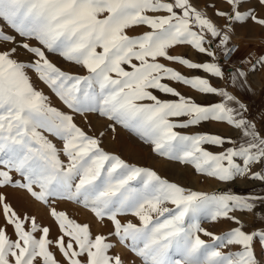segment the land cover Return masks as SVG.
Masks as SVG:
<instances>
[{"label":"snow or ice","instance_id":"snow-or-ice-1","mask_svg":"<svg viewBox=\"0 0 264 264\" xmlns=\"http://www.w3.org/2000/svg\"><path fill=\"white\" fill-rule=\"evenodd\" d=\"M225 2L227 9L208 5L226 21L218 26L192 0H0V45H6L0 47V189L27 193L49 209L59 230L50 238L49 227L18 213L0 192V264H61L53 247L64 264H125L109 236L144 264H264V225L247 230L235 215L256 214L264 195L186 189L105 151L101 139L74 119L97 113L113 121V129L120 124L131 130L158 156L192 165L199 174L224 183L247 176L264 184V134L246 118V105L210 79L185 76L161 62L245 86L249 70L264 68V54L255 60L249 54L228 73L221 57L240 51L232 42L237 24L264 27V0ZM136 27L148 30L129 35ZM185 45L209 59L172 54ZM52 55L87 74L62 70ZM29 70L69 112L52 106ZM170 82L222 99L201 104ZM208 121L234 127L241 138L178 131ZM45 133L61 140L62 149ZM56 201L82 206L113 230L109 236L93 234L88 223L57 210ZM129 216L138 223L123 219ZM222 219L235 227L216 235L202 226Z\"/></svg>","mask_w":264,"mask_h":264},{"label":"rangeland","instance_id":"rangeland-1","mask_svg":"<svg viewBox=\"0 0 264 264\" xmlns=\"http://www.w3.org/2000/svg\"><path fill=\"white\" fill-rule=\"evenodd\" d=\"M192 3L199 10L205 12L207 16L210 17L218 26H223L226 24V21L223 18H219L214 15L213 8L208 7L209 4H215L217 9H227L228 5L225 0H192ZM251 3L254 5L255 0H251ZM261 14H264V10H261ZM0 23H2V21H0ZM147 30V28L136 27L129 31V35H138ZM232 42L240 46V51L233 56V59L229 64H224V70L226 73L230 71V66L236 67L240 65L242 58L247 57L249 54H251L253 60H255L259 55L264 54V27L252 22L237 24L236 34L232 37ZM5 46L6 45H0V47ZM171 52L173 55L188 57L194 62L207 61L209 59L207 56L198 54L196 50L186 45L177 46L175 49L171 50ZM20 59L27 60L29 57L21 56ZM50 59H52L54 63L61 67L62 70L73 74H87L83 67L71 62H67L58 55H52L50 56ZM161 62L180 71L185 76L192 77L199 75L208 78L211 80L213 85L222 89H226L230 94L237 98L241 99L239 96H244L243 98L246 101H243L242 103L246 105V118L249 121L254 122L258 130L259 128H263L262 132H264V68H259L255 72H251V70H249V75L245 86L241 87L237 84H234L229 79H214L202 71L198 72L190 70L179 63L168 62L163 59ZM243 63L246 65L247 60H243ZM28 74L31 77L34 85L39 90H42L45 95L50 98L53 107H56L64 112L70 111L55 96V94L52 93L47 85L39 80L36 73L29 70ZM170 83L171 86L175 87L182 94L193 98L196 102L201 104L214 103L222 99L218 95L200 94L198 91L180 83ZM156 94L161 95L159 93ZM161 98L176 99L175 97L163 95H161ZM74 119L78 126L85 130L89 135H93L101 139V146L105 149V151L120 156L129 164L153 169L161 177L169 180L170 182L177 183L186 189L209 194L228 192L233 194H257L264 192V184L260 183L259 181H253L247 176L243 178H237L229 183H224L218 181L217 179L197 173L192 165H187L160 157L154 153L152 145L145 143L131 130L123 127L120 124H115L113 129V127H111V125H113V121H110L97 113H87L84 115L76 114ZM178 131L185 134L209 132L219 134L223 137L241 138V132L239 130L229 126L226 123L214 121L204 122L199 127L178 129ZM101 133H103V136H101ZM45 135L48 136V139L51 140L58 149H62L63 142L61 140L47 133H45ZM227 146L228 145H225V147ZM205 147L213 153H219L222 151V149L218 147L208 145H205ZM61 158L66 159L63 156H61ZM0 192L7 194L8 201L18 213L21 215H34L37 217L38 222L42 226L49 227L51 229L50 238L55 239L58 236L59 230L57 223L54 221V218L49 215L48 208L30 198L28 194L23 191L7 187L0 189ZM53 206L56 207L57 210L65 211L70 218L77 220V222L81 224L88 223L93 234H103L109 236V233H111L113 230L112 224L110 222H100L89 210L84 209L82 206L75 204L74 202L56 201ZM168 206L171 207V205ZM235 215L244 222L247 230H251L254 225H264V205H257L256 214H243L241 212H236ZM123 219H132L133 222L138 223L135 218L130 216ZM3 220L4 217L2 214H0V224L3 223ZM202 226L209 231H212L216 235H222L231 228L235 227L233 223L226 219H222L217 223L203 221ZM11 231V228H9V232ZM202 238L206 240L208 239V237ZM109 240L115 245L112 251L116 254H119L124 260L125 264H144V261L141 257L131 252L128 248L121 244L116 237L109 236ZM52 250L55 253L57 260H59L61 264H64V258L62 254L55 247H53ZM231 250L235 251L236 249L233 248ZM257 251L259 253V249Z\"/></svg>","mask_w":264,"mask_h":264},{"label":"crops","instance_id":"crops-1","mask_svg":"<svg viewBox=\"0 0 264 264\" xmlns=\"http://www.w3.org/2000/svg\"><path fill=\"white\" fill-rule=\"evenodd\" d=\"M239 66V65H238ZM239 97H241V99L240 98H238V99H240L239 101H241V102H243V101H246V100H244V96H242V95H240ZM255 97H257V96H255ZM248 101H251V100H248ZM254 101V100H253ZM235 106V105H234ZM258 126V125H257ZM259 127V126H258ZM259 131L263 134L264 132H262L263 131V128H259ZM258 195H264V192L263 193H257Z\"/></svg>","mask_w":264,"mask_h":264},{"label":"built area","instance_id":"built-area-1","mask_svg":"<svg viewBox=\"0 0 264 264\" xmlns=\"http://www.w3.org/2000/svg\"><path fill=\"white\" fill-rule=\"evenodd\" d=\"M237 54V52L235 53V55ZM233 59V56H231L230 58L228 59H224L223 57H221V61L223 62V64H229Z\"/></svg>","mask_w":264,"mask_h":264},{"label":"bare ground","instance_id":"bare-ground-1","mask_svg":"<svg viewBox=\"0 0 264 264\" xmlns=\"http://www.w3.org/2000/svg\"><path fill=\"white\" fill-rule=\"evenodd\" d=\"M220 188H221V187H220ZM220 188H219V189H220ZM219 189H218V190H219Z\"/></svg>","mask_w":264,"mask_h":264}]
</instances>
